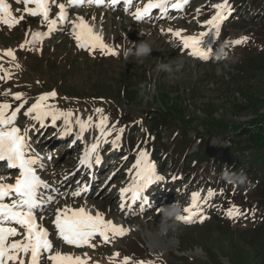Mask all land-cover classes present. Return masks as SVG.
<instances>
[{
	"label": "rangeland",
	"instance_id": "374dc122",
	"mask_svg": "<svg viewBox=\"0 0 264 264\" xmlns=\"http://www.w3.org/2000/svg\"><path fill=\"white\" fill-rule=\"evenodd\" d=\"M147 1H137L127 11L122 10L121 5L112 10L89 3L79 7L68 6L69 19L84 17L93 30L103 37V41L118 53L112 56L102 54L98 48L89 51L77 47L70 24L58 27L49 37L21 49L20 45L26 39L32 40V33L46 32L48 26L41 23V17H32L25 12L23 0L19 3L17 0H6L14 16H24V20L11 29L0 23V65L10 76L0 79V102L12 104L13 109L19 105L20 101H14L11 95H3L7 90L23 93V99L28 101L25 109L18 114L16 125L22 128L29 126V123H25L23 112L38 95L55 90L57 97L50 99L49 103L61 109H71L84 118L92 115L94 120L97 118L94 109L103 108L104 114L109 117V127L116 124L117 129L124 128V124L132 117L138 121L136 129L132 130L133 134L142 140L133 153L129 150L115 158L117 152H108L100 164H93L92 167L81 166L77 161L78 152L74 151L78 146L76 140L70 143V148L74 150L71 149L67 154L65 151L68 146L63 144H52L46 148L50 151L43 154L40 153L39 145L33 146L46 163L43 167L47 166L40 168L37 174L52 188L50 194L56 191L62 193L60 197H55V203L46 205V212L41 215L48 217L39 222L49 230L55 248L73 257L87 259L88 264H122L124 257H129L131 264L140 261L144 264H264V184L256 185L257 181L251 182L248 178L250 183L245 186H237L226 180L217 184L210 179L213 173L205 172L207 179L197 184L189 178L193 173H185L181 179H176L182 184L174 185L179 196L171 200L167 196L174 188L162 181H154L151 184L153 187L159 186L164 190L152 192L148 186L141 193V200L147 197L151 205H155L158 200L163 203L169 200L165 206L177 201L185 209L191 205L192 194L199 193L200 215L208 217L203 223L199 215L193 217L191 223L169 221L163 225L167 228L166 232L162 230L161 207L143 215L123 211L120 207V190L132 185L136 176V169L132 166L140 151L147 152L149 162L159 166L157 169L161 170L159 172L163 176L172 177L181 163L186 169L185 159L190 157L181 155L184 161L179 162L180 154L167 157L162 152L169 150L172 154L176 146L181 147L182 140L186 141V147L181 151L192 143L188 153L190 155L193 152V156L201 148H229L232 141L245 146L250 143L251 137L255 139L264 133V14L261 13L264 0H229L231 15L222 23L219 36L214 37L210 33L202 41V46L212 48L209 60L192 56L191 50L184 49L180 40L168 29L182 30V35L208 32L206 21L216 11L212 4L222 3L223 0H190L176 16L172 10L168 17L157 21L135 20L132 13ZM57 3L67 4V0H57ZM27 7L34 5L28 4ZM103 7H108V4ZM58 11L52 5L50 18H55ZM166 12L161 10V15ZM241 37L248 39L239 45L231 43ZM143 40L152 46L150 56L138 60L130 55L125 59L123 50ZM221 46L228 53V58L217 61L214 54ZM6 49L14 50L15 61L3 55ZM17 63L19 68L15 66ZM162 64H171L174 69L180 65V71L169 73L161 69ZM217 69L220 70L219 74ZM4 74L0 71V76ZM125 114L128 120H124ZM147 121L153 127L149 133ZM46 125L49 126L46 137L63 131L62 121H57L53 126L50 119L46 120L42 130ZM74 128L65 135L76 136L79 128ZM30 134L34 138L37 135L32 131ZM84 134L89 138L88 142H94L99 133L97 129L90 128ZM116 135L117 132L113 131L108 138L109 143L101 144L99 155H102L104 147L113 145L111 141ZM55 139L48 138V142L52 143ZM147 140L149 147H145ZM59 142L64 143L65 139ZM124 142L125 138L121 136L114 148L121 149L120 145ZM157 144L159 149L156 151L161 152L160 161L156 160L154 154ZM90 145L84 143L82 146ZM78 149L80 159L86 149ZM190 159L193 164L196 160L199 162L197 157ZM111 160H114L112 166ZM206 164L204 160L202 166ZM74 166L76 172L89 178L91 185V189L80 197H71V192L76 189L72 185L55 189L56 184L59 186L71 182L73 171H69ZM105 166L110 169L104 172L103 179L108 173H114L108 180L109 185H105L107 189L101 188L103 181L99 178V172ZM0 174H5V171L0 170ZM16 175L18 172L12 170L11 182L14 183ZM74 181L77 182V178ZM209 190L214 195L205 202ZM96 191H100L104 197H95ZM91 200L93 203L89 202ZM116 201L118 204H115ZM65 202L73 207L83 205L93 214L100 211L106 220H112L129 231L123 237L110 239L108 243L96 237L92 241L94 248L63 243L56 235L52 221L56 209ZM233 205L244 215L229 218L227 212ZM183 215L187 213L183 211ZM117 252L120 255L113 259V253ZM43 264L50 262L45 258Z\"/></svg>",
	"mask_w": 264,
	"mask_h": 264
},
{
	"label": "snow or ice",
	"instance_id": "6c2138e0",
	"mask_svg": "<svg viewBox=\"0 0 264 264\" xmlns=\"http://www.w3.org/2000/svg\"><path fill=\"white\" fill-rule=\"evenodd\" d=\"M19 3L20 0H17ZM25 12L32 17H41V23H46L48 30L46 32L32 33V40H25L20 45L24 49L26 45L40 42L44 38L49 37L51 33L57 30L58 26H71V34L75 39L77 47L94 51L99 49L102 54L115 56L118 53L115 49L107 45L103 41V37L96 33L88 24L87 20L82 16L75 19H69L68 6H78L85 2L103 5L105 0H67L65 3H57V0H23ZM125 4L131 5L132 0H124ZM111 5H116L119 0H109ZM171 3L174 9H180L183 5L189 3V0H148L143 7H137L132 13L137 21H141L150 15L153 9L165 10ZM28 4L34 7H27ZM55 5L59 11L55 18H50L51 6ZM215 14L206 21L209 26L208 32H201L198 35H182V30L173 31L168 29L175 38H178L184 49L191 50V55L202 60H209L212 52L211 47L202 46L205 36L210 33L214 37L219 36L221 25L231 15L229 0H223L222 3L212 4ZM127 11V9H125ZM199 11V9L197 10ZM24 20V16L16 17L11 11V6L6 0H0V23L6 25L10 29L19 25ZM163 31V30H162ZM28 35L26 30L25 36ZM247 37L231 41L233 45H239L247 41ZM3 55L10 57L12 61L16 60L13 49H6ZM17 68L20 65H15ZM0 71L5 74L0 79H8L10 76L7 70L0 65ZM3 95H11L14 101H20L19 105L13 109L12 104L8 102H0V164H5L9 173L0 174V264H43L46 258L50 264H88L87 259L80 256L73 257L71 254H65L55 248L53 241L50 239V232L39 221L43 220V215H38L46 205L56 202V198L52 195H45L43 190L49 189V184L42 180L37 174V167L43 168L42 158L32 148L30 143L29 131L25 127L23 131L16 125L18 114L25 105L28 104L23 99L24 94L17 92L11 93L7 90ZM57 97L55 90L42 93L35 98V101L26 108L23 115L30 117L36 121L41 127L45 126V121L50 119L51 125L55 126L57 121L63 122L62 135L72 131V127L78 126L79 132L77 139H82L84 132L90 128L98 131L95 141L84 151L79 164L81 166L92 167L93 164H100L102 157L99 155V149L102 143H109V137L113 131L117 132L115 139L111 141L113 146L121 139L124 128H116V124L109 127V117L104 114L103 108H95L96 119L92 115L84 118L82 115L76 114L71 109H61L54 103H49L50 99ZM118 123V122H117ZM51 159V156L48 157ZM136 176L133 183L127 188L120 190L121 205L123 209L124 197L126 193H131V200L135 203L141 198V193L154 181H162L164 178L157 174L156 165L149 162L148 154L140 151L134 165ZM11 170H16L18 175L15 176L14 183L7 181L12 179ZM88 191L87 186L79 190L71 192V197H80L82 193ZM214 195L209 190L207 199ZM10 201V202H6ZM144 203H148L147 197L143 198ZM187 215L178 217L184 223L193 222V217L199 215L201 223L208 217L200 215V195L193 193L191 197V205L184 209ZM229 218L244 215L241 210L233 205L227 212ZM55 233L58 238L68 245L76 247L88 246L94 248L92 243L94 238L99 237L104 243H108L110 239L123 237L128 233V229L123 226L116 225L112 220H106L104 214L96 211L95 214L86 210L81 205L73 207L65 202V204L56 209L55 218L52 221ZM20 239H15L16 237ZM86 255V254H85ZM120 254L113 253V259ZM122 264H131L129 257H124ZM137 264H144L140 261ZM151 264V262H148Z\"/></svg>",
	"mask_w": 264,
	"mask_h": 264
},
{
	"label": "trees",
	"instance_id": "16d2710c",
	"mask_svg": "<svg viewBox=\"0 0 264 264\" xmlns=\"http://www.w3.org/2000/svg\"><path fill=\"white\" fill-rule=\"evenodd\" d=\"M262 14H264V9L261 11ZM30 121L32 119L28 117ZM124 120H128L126 114L123 117ZM136 120H133L132 117L127 121L126 124H124V137L126 145H128L130 148V151L133 153L134 149L137 145H140L142 140L137 138L136 135L133 134L134 129H136L137 125ZM147 121V126L148 128V133L153 129L152 125L150 122ZM134 126L135 128H133ZM133 128V129H132ZM155 128H157V125H155ZM261 136H258V138H253L251 137L250 143L248 145L245 144V146L241 143H236L232 141V144L230 145L229 148H201L198 152L194 153V157L199 158V162L197 161L196 163H191V159L189 158L188 162L185 164L187 165V169H184V163H181L180 165V170L184 171L185 173L187 172H194L193 173V178L194 174L196 175L195 181L196 182H201L206 178H203L205 176V172H211L213 171V181L218 183L222 182L224 179H222L221 173L222 169L224 166H230V171L239 173L241 169H243L244 173L249 172L247 177L251 182L257 181L256 185L264 184V133ZM132 137V138H131ZM149 140L145 142V147H149L146 143H148ZM186 144L185 140H182L179 146H176L175 149L172 150V153L174 155L180 154L178 157L181 162H182V156L184 157L188 156V150L191 147V144L187 146V149H181ZM183 145V146H182ZM158 148V144L156 145L155 151ZM222 149V150H221ZM193 153V152H192ZM190 153V156L193 157ZM248 158H240L243 156H246ZM189 156V157H190ZM131 158H133V155H131ZM184 160V159H183ZM206 160L207 164L202 166V162ZM233 166V167H232ZM235 171H234V170ZM258 170V172L256 171ZM198 171H201L200 174L197 173Z\"/></svg>",
	"mask_w": 264,
	"mask_h": 264
},
{
	"label": "clouds",
	"instance_id": "9594fccd",
	"mask_svg": "<svg viewBox=\"0 0 264 264\" xmlns=\"http://www.w3.org/2000/svg\"><path fill=\"white\" fill-rule=\"evenodd\" d=\"M152 52L151 44L143 40L142 42L133 45L132 48H127L123 50V56L127 59L130 55L136 57L138 60H142L145 57L150 56ZM214 58L217 61L226 60L228 58V53L225 51L224 47L221 46L218 48L214 54ZM180 65H177L175 69L171 64H162L161 69L172 73L173 71H180ZM220 70L217 69V73L219 74ZM222 179L226 180L228 183L236 184L237 186H245L250 181L248 180L247 175L244 173L243 169L240 170L239 173L230 171V166H224L221 173ZM183 207L179 204V202L175 201L169 206H165L161 208L163 220H162V230L164 232L167 231L166 227H163L164 224H167L169 221L177 222L180 221L178 217L183 216Z\"/></svg>",
	"mask_w": 264,
	"mask_h": 264
},
{
	"label": "bare ground",
	"instance_id": "6f19581e",
	"mask_svg": "<svg viewBox=\"0 0 264 264\" xmlns=\"http://www.w3.org/2000/svg\"><path fill=\"white\" fill-rule=\"evenodd\" d=\"M106 5L108 4V0H106ZM85 4V3H84ZM12 5H13V3H12ZM108 6H109V4H108ZM150 15H151V13H150ZM150 15L149 16H147V17H150ZM58 27H64V25H62V26H58ZM31 122V121H30ZM4 166H6V165H4ZM7 168V167H6ZM7 170H9V169H7ZM8 183H13V182H11L10 180L9 181H7ZM148 195V194H147ZM150 199H151V196H150ZM148 201V203H144L143 202V200H141V199H138L135 203H133L132 202V200H130V208H136V207H138V206H140V208L142 209V211L143 212H145L148 208H152V207H154V205H151V203H150V200H147ZM89 202H91V203H93L92 202V200L91 201H89ZM151 205V206H150ZM96 206H97V204H96ZM46 207V206H45ZM52 228V227H51Z\"/></svg>",
	"mask_w": 264,
	"mask_h": 264
}]
</instances>
